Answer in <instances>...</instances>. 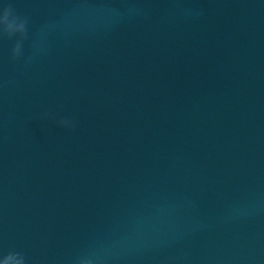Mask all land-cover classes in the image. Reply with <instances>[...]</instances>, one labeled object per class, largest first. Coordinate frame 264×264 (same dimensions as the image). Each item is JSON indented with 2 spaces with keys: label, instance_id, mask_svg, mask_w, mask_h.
<instances>
[{
  "label": "water",
  "instance_id": "95a60500",
  "mask_svg": "<svg viewBox=\"0 0 264 264\" xmlns=\"http://www.w3.org/2000/svg\"><path fill=\"white\" fill-rule=\"evenodd\" d=\"M9 2L0 257L264 264V0Z\"/></svg>",
  "mask_w": 264,
  "mask_h": 264
},
{
  "label": "clouds",
  "instance_id": "9594fccd",
  "mask_svg": "<svg viewBox=\"0 0 264 264\" xmlns=\"http://www.w3.org/2000/svg\"><path fill=\"white\" fill-rule=\"evenodd\" d=\"M15 38V43L11 48L10 57L12 61H19L23 58V45L28 39V18L17 14L11 2L0 7V40ZM45 120H53L58 126L73 129L76 122L69 119L56 120L50 113H43L40 117ZM0 264H26L23 253L10 250L0 257ZM79 264H91L88 259H81Z\"/></svg>",
  "mask_w": 264,
  "mask_h": 264
}]
</instances>
